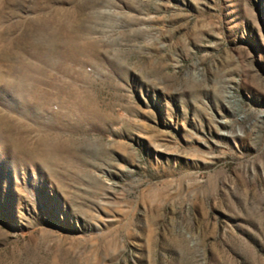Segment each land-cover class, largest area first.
<instances>
[{
    "label": "rangeland",
    "instance_id": "1",
    "mask_svg": "<svg viewBox=\"0 0 264 264\" xmlns=\"http://www.w3.org/2000/svg\"><path fill=\"white\" fill-rule=\"evenodd\" d=\"M0 264H264V0H0Z\"/></svg>",
    "mask_w": 264,
    "mask_h": 264
}]
</instances>
